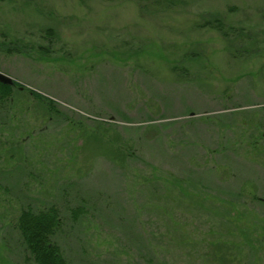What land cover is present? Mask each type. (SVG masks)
<instances>
[{
    "label": "rangeland",
    "instance_id": "rangeland-1",
    "mask_svg": "<svg viewBox=\"0 0 264 264\" xmlns=\"http://www.w3.org/2000/svg\"><path fill=\"white\" fill-rule=\"evenodd\" d=\"M15 39L0 264H33L14 226L52 205L69 264H264V0H1Z\"/></svg>",
    "mask_w": 264,
    "mask_h": 264
},
{
    "label": "trees",
    "instance_id": "trees-1",
    "mask_svg": "<svg viewBox=\"0 0 264 264\" xmlns=\"http://www.w3.org/2000/svg\"><path fill=\"white\" fill-rule=\"evenodd\" d=\"M201 27L212 28L222 35H224V31L228 33L227 31L231 29L225 28L223 20L219 17H214L211 21H204ZM55 35L54 29L47 28L42 30L40 38L42 40L46 39L50 43L56 38ZM38 48L42 57L46 56L48 47L39 45ZM0 49L9 54L30 56L28 50L29 46L23 45L19 39L13 41L4 40L0 43ZM21 89L25 88H21V86L15 82L13 85H3L0 83V104H10L14 91H20ZM30 94L40 103L45 104L49 110H56L52 100L33 91H31ZM80 215L81 213L78 209L71 212V218L75 221L78 220ZM62 216L60 209L53 205L37 210L26 208L20 211L14 227L19 234L21 247H23L27 260L31 261L33 264H69L55 240L56 236L62 231L64 225ZM244 230L248 231L246 229ZM247 237L249 240V234Z\"/></svg>",
    "mask_w": 264,
    "mask_h": 264
},
{
    "label": "water",
    "instance_id": "water-1",
    "mask_svg": "<svg viewBox=\"0 0 264 264\" xmlns=\"http://www.w3.org/2000/svg\"><path fill=\"white\" fill-rule=\"evenodd\" d=\"M14 80L11 77L5 75L4 73L0 72V83L3 85H13Z\"/></svg>",
    "mask_w": 264,
    "mask_h": 264
}]
</instances>
